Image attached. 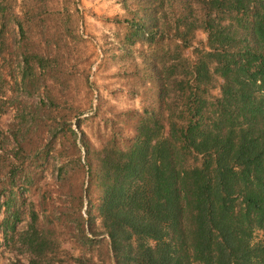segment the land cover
Segmentation results:
<instances>
[{
  "label": "rangeland",
  "instance_id": "1",
  "mask_svg": "<svg viewBox=\"0 0 264 264\" xmlns=\"http://www.w3.org/2000/svg\"><path fill=\"white\" fill-rule=\"evenodd\" d=\"M195 1L166 0L152 34L146 0H0V264H116L99 215L103 150L129 148L151 117L168 135L198 98L221 97L217 77L208 93L189 83L207 34L175 38L176 19L201 15Z\"/></svg>",
  "mask_w": 264,
  "mask_h": 264
},
{
  "label": "trees",
  "instance_id": "2",
  "mask_svg": "<svg viewBox=\"0 0 264 264\" xmlns=\"http://www.w3.org/2000/svg\"><path fill=\"white\" fill-rule=\"evenodd\" d=\"M165 3L146 0V32ZM195 4L201 15L176 19L175 38L189 47L194 31L207 34L189 83L208 93L217 77L221 97L198 98L180 123L168 115V135L151 117L129 148L103 150L99 215L116 264H264V0ZM167 96L161 85L162 106ZM190 156L201 165H188Z\"/></svg>",
  "mask_w": 264,
  "mask_h": 264
}]
</instances>
